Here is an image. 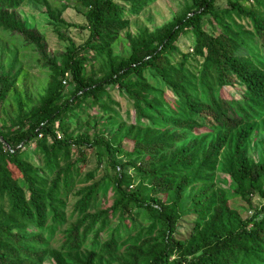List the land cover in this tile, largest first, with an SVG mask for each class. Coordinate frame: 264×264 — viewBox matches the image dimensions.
<instances>
[{"label":"trees","instance_id":"16d2710c","mask_svg":"<svg viewBox=\"0 0 264 264\" xmlns=\"http://www.w3.org/2000/svg\"><path fill=\"white\" fill-rule=\"evenodd\" d=\"M27 1L0 0V32L35 48L53 74L41 103L7 132L0 129V264H264V160L249 157L250 142L264 126V0H253L252 8L228 0L225 10L216 7L218 0H193L120 59L112 47L132 18L157 0H75L85 18L79 28L89 37L81 45L70 40L61 63L20 15ZM68 8L47 14L65 24ZM206 16L222 34L205 30ZM189 31L202 60L198 73L178 46ZM174 53L183 55L178 64ZM106 54V69L86 76L87 66ZM149 71L164 87L148 82ZM67 75L75 86L71 98L64 97ZM16 79L0 73V112ZM111 86L134 103L135 135L58 137L56 124L66 134L82 105L106 109L100 100L110 98ZM227 86L240 89L241 98L225 97ZM96 148L106 150L114 179L105 175L104 185L99 180L77 189L96 178L94 172L81 178ZM110 189L114 203L101 207ZM247 196H259L263 205L243 218L229 201ZM190 216L189 236L177 237ZM61 232L64 240L54 247Z\"/></svg>","mask_w":264,"mask_h":264},{"label":"rangeland","instance_id":"374dc122","mask_svg":"<svg viewBox=\"0 0 264 264\" xmlns=\"http://www.w3.org/2000/svg\"><path fill=\"white\" fill-rule=\"evenodd\" d=\"M116 1L124 2V0ZM241 2L247 8L253 7V0H241ZM76 4L75 0H29L19 9V13L27 26L37 30L42 35L43 42L47 46L48 56L55 59L58 63H61V55L70 46V40L77 45H81L89 37L88 31H83L79 28V26L85 24V18L82 14V9L77 7ZM193 4V0H157L152 2L138 16L132 18L130 26L122 33L118 42L112 47V56L120 59L129 55L135 44L141 46L144 34L154 33L179 15H182ZM66 5L70 6V8L66 9L61 15L65 24L55 22L47 14L48 10L58 14L62 12L63 8H66ZM216 7L219 10L230 8L228 0H218ZM236 23L243 27L248 26L247 20L237 17ZM203 25L205 30L214 36H219L223 33L221 27L215 21H212L210 16L205 17ZM178 46L181 52H189L191 56L188 68L194 72L197 70L200 72L202 60L195 53V39L190 31L180 37ZM182 57L181 53H174L172 60L175 64H178L182 60ZM107 63V54L98 57L97 61L87 66L86 76L106 69ZM44 64L45 61L40 57L35 48L27 47L22 39L18 37H12L9 33L0 32V73L10 74L12 78L14 76L17 77L9 97L2 105L0 112V129L2 131L7 132L15 122L14 120H17L19 116L30 114L33 108L39 105L47 94L53 73ZM145 76L153 86L158 88L164 87L161 78L154 72L149 71ZM66 77L63 80L65 86L64 97L71 98L75 91V86L70 82L71 76L67 75ZM108 91L110 98L104 96L100 100V104L105 105L106 109H103L99 104L95 106L82 105L73 114L71 121H68L67 126L69 125V128L66 134L59 129L60 123L56 124L58 137L73 136L76 138L82 135L93 137L95 134H101L107 138H112L119 132L125 134L130 131L135 135L138 127H135L136 116L133 101L128 99L125 93L119 90L118 86H111L108 88ZM223 93L229 99L232 97L240 99L242 94L240 89L233 86H227ZM192 138L194 140L195 137ZM188 142L189 140L186 143ZM123 146L129 151L133 149V143L130 140H125ZM33 148L34 146L31 147V150ZM249 157L256 162L264 160V126L260 127L250 142ZM87 160L86 166L83 163L78 165L84 166L81 178H84L90 172H94L96 178L94 181H90V183L80 184L77 189L87 187L99 180L104 185L105 180L103 177L105 175H108L110 180L114 179L115 173L108 165V154L105 149L96 148L94 151H89ZM119 160L124 162V157H120ZM215 189L218 190L219 186H216ZM111 190L108 191L107 197L103 198L100 202L101 207L109 208L113 205L114 193ZM76 201V197L70 198L67 209L69 215L72 213ZM262 205L263 200L259 196H247L244 199L234 198L229 201V208L232 211L238 212L243 218L251 216L254 213V209H260ZM76 218L77 216L74 215L65 228L74 223ZM192 218L193 216L184 217L179 225L177 237L187 238L189 236ZM63 234L62 232L58 233L57 241L53 245L54 247H59L62 244L64 240ZM125 253L126 248L122 249L119 254L123 255ZM48 264H54V262L51 261ZM104 264H108V262L105 261Z\"/></svg>","mask_w":264,"mask_h":264}]
</instances>
